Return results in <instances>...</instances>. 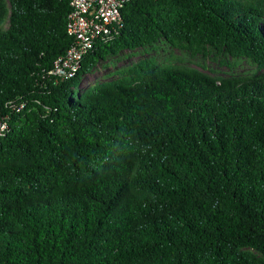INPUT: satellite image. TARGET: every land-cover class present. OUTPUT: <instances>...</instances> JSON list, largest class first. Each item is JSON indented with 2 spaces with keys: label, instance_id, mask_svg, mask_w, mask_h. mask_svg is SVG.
I'll return each mask as SVG.
<instances>
[{
  "label": "trees",
  "instance_id": "16d2710c",
  "mask_svg": "<svg viewBox=\"0 0 264 264\" xmlns=\"http://www.w3.org/2000/svg\"><path fill=\"white\" fill-rule=\"evenodd\" d=\"M69 12L0 0V264H264V0L130 1L53 83ZM160 41L257 70L148 58L78 92L99 62Z\"/></svg>",
  "mask_w": 264,
  "mask_h": 264
},
{
  "label": "built area",
  "instance_id": "2783aa9c",
  "mask_svg": "<svg viewBox=\"0 0 264 264\" xmlns=\"http://www.w3.org/2000/svg\"><path fill=\"white\" fill-rule=\"evenodd\" d=\"M133 0H69L66 32L73 39L66 52L52 64L46 77L53 83L76 76L84 56L98 41L110 40L115 29L121 25L120 10ZM26 103L20 99L10 101L11 112L22 111ZM8 116L0 118V138L9 130Z\"/></svg>",
  "mask_w": 264,
  "mask_h": 264
},
{
  "label": "rangeland",
  "instance_id": "374dc122",
  "mask_svg": "<svg viewBox=\"0 0 264 264\" xmlns=\"http://www.w3.org/2000/svg\"><path fill=\"white\" fill-rule=\"evenodd\" d=\"M148 58H154L159 64L193 68L215 78L248 75L257 70L246 60H234L230 56L218 57L208 52L194 56L160 41L152 48L125 50L117 57L99 62L97 67L83 79L78 92L94 84L116 79L119 70Z\"/></svg>",
  "mask_w": 264,
  "mask_h": 264
}]
</instances>
